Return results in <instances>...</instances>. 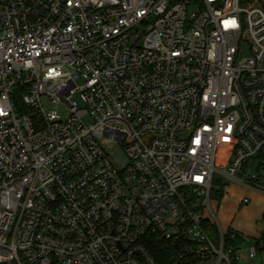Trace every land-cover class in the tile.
Wrapping results in <instances>:
<instances>
[{
    "label": "built area",
    "instance_id": "built-area-1",
    "mask_svg": "<svg viewBox=\"0 0 264 264\" xmlns=\"http://www.w3.org/2000/svg\"><path fill=\"white\" fill-rule=\"evenodd\" d=\"M216 175L264 198L260 1L0 0V264H239Z\"/></svg>",
    "mask_w": 264,
    "mask_h": 264
},
{
    "label": "rangeland",
    "instance_id": "rangeland-1",
    "mask_svg": "<svg viewBox=\"0 0 264 264\" xmlns=\"http://www.w3.org/2000/svg\"><path fill=\"white\" fill-rule=\"evenodd\" d=\"M264 8V0H259ZM45 108L48 109V102L44 101ZM66 109L59 108L60 117H66ZM89 123L88 119H85ZM113 152L121 157V152L116 148ZM216 191L222 192L219 197L215 192L211 194L212 209L217 214L220 225L229 228L233 232L240 233L244 237H250L251 241L246 242L239 252V264H264V219H261L264 210V201L254 200L248 206H240L245 193L239 188H235L231 183L219 180L215 176ZM258 246V252L254 259L249 258L248 249ZM247 248V249H244Z\"/></svg>",
    "mask_w": 264,
    "mask_h": 264
},
{
    "label": "trees",
    "instance_id": "trees-1",
    "mask_svg": "<svg viewBox=\"0 0 264 264\" xmlns=\"http://www.w3.org/2000/svg\"><path fill=\"white\" fill-rule=\"evenodd\" d=\"M257 1H259V0H241V3H242V5H244V4H249V3H253V2H257ZM220 193L221 194L219 195V197H222V192H220ZM163 254H165V253H163ZM163 254H161V255H163ZM163 257L160 258L159 264H170L169 259L168 258H163Z\"/></svg>",
    "mask_w": 264,
    "mask_h": 264
},
{
    "label": "crops",
    "instance_id": "crops-1",
    "mask_svg": "<svg viewBox=\"0 0 264 264\" xmlns=\"http://www.w3.org/2000/svg\"><path fill=\"white\" fill-rule=\"evenodd\" d=\"M247 196H249V198H252V202L254 201V200H260V201H264V198L263 197H260V196H258V195H255V194H247ZM252 204V203H251ZM263 212H264V210H263ZM262 212V215H261V218H262V216H263V213Z\"/></svg>",
    "mask_w": 264,
    "mask_h": 264
}]
</instances>
